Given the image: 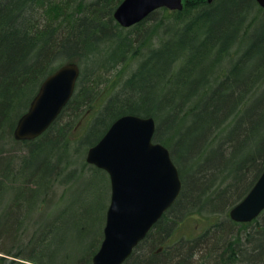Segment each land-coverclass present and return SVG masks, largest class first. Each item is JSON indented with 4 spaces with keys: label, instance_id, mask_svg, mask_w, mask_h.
Wrapping results in <instances>:
<instances>
[{
    "label": "trees",
    "instance_id": "16d2710c",
    "mask_svg": "<svg viewBox=\"0 0 264 264\" xmlns=\"http://www.w3.org/2000/svg\"><path fill=\"white\" fill-rule=\"evenodd\" d=\"M61 1L0 0V264L93 263L106 214L95 226L84 201L111 184L86 155L126 114L155 119L183 187L124 264H264V211L230 216L264 171V7L187 0L126 28L114 18L123 0H68L52 17ZM67 62L81 68L73 97L42 135L17 140L42 82ZM194 213L212 224L176 236Z\"/></svg>",
    "mask_w": 264,
    "mask_h": 264
},
{
    "label": "water",
    "instance_id": "95a60500",
    "mask_svg": "<svg viewBox=\"0 0 264 264\" xmlns=\"http://www.w3.org/2000/svg\"><path fill=\"white\" fill-rule=\"evenodd\" d=\"M264 7V0H257ZM182 10L183 0H123L114 18L131 27L160 8ZM81 68L67 62L48 75L19 119L17 140L42 135L73 97ZM156 121L135 114L116 119L86 155V160L110 177L111 199L104 238L92 264H124L154 225L178 199L183 182L170 149L154 141ZM264 211V171L248 194L230 210L238 222H250Z\"/></svg>",
    "mask_w": 264,
    "mask_h": 264
},
{
    "label": "rangeland",
    "instance_id": "374dc122",
    "mask_svg": "<svg viewBox=\"0 0 264 264\" xmlns=\"http://www.w3.org/2000/svg\"><path fill=\"white\" fill-rule=\"evenodd\" d=\"M68 0H63L61 1L60 5L53 7L50 10V13L53 16H56L59 11L62 12L64 11L63 9H61L63 7V5L65 3H67ZM184 4H186L187 0H183ZM67 8V7H65ZM131 71L127 70L126 73L124 74H129ZM113 76H110V79H112ZM91 176H93V174H85L82 178L83 179H91ZM107 178V177H106ZM81 180V179H80ZM82 182L79 181L78 184H75L73 187H75L74 189H72L73 191L75 190V192H78L81 188ZM93 184V183H92ZM109 184H110V178H109ZM78 185V186H77ZM64 191V188L58 189L57 194H56V198H59L61 196V193ZM72 193V191L70 192V194ZM91 194H93L94 196H92L91 199L84 201V203H86L87 205L89 204L90 207H92L93 212H94V216H93V221H94V225L96 226L97 221L95 220L96 217L100 220L103 218L104 213H107V209L110 204V198H111V185L109 187V195L107 190L105 189V184H103L102 186V191H93ZM74 197V195L72 196V198ZM110 197V198H109ZM78 199H82V197H78ZM57 202V201H56ZM61 206H65L66 204L70 203V195L67 199H65L64 201H60L58 202ZM210 210V209H209ZM205 214L209 215L210 212ZM96 216V217H95ZM213 218L210 217H206V215L204 216L203 214H191L188 218L184 219L181 223V225H179V228L176 229V236L179 235H183V237L187 236V237H193L195 238L196 236H200L201 234H203L208 228L209 225H211V221ZM105 222H106V215H105V221H104V226H105Z\"/></svg>",
    "mask_w": 264,
    "mask_h": 264
},
{
    "label": "bare ground",
    "instance_id": "6f19581e",
    "mask_svg": "<svg viewBox=\"0 0 264 264\" xmlns=\"http://www.w3.org/2000/svg\"><path fill=\"white\" fill-rule=\"evenodd\" d=\"M208 1H210V2H211L212 0H208Z\"/></svg>",
    "mask_w": 264,
    "mask_h": 264
}]
</instances>
